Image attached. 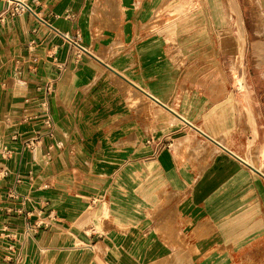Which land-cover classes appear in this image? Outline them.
<instances>
[{
  "label": "crops",
  "instance_id": "obj_1",
  "mask_svg": "<svg viewBox=\"0 0 264 264\" xmlns=\"http://www.w3.org/2000/svg\"><path fill=\"white\" fill-rule=\"evenodd\" d=\"M28 1L35 15L0 21V264H264V38L242 108L219 52L173 62L186 0ZM207 1L222 51L243 58L236 0L237 36ZM162 12L169 38L148 26ZM46 85L55 136L34 152Z\"/></svg>",
  "mask_w": 264,
  "mask_h": 264
},
{
  "label": "rangeland",
  "instance_id": "obj_2",
  "mask_svg": "<svg viewBox=\"0 0 264 264\" xmlns=\"http://www.w3.org/2000/svg\"><path fill=\"white\" fill-rule=\"evenodd\" d=\"M186 1L190 6V9H188V20L185 23L180 24L184 27L180 28V31L176 37H173L172 42H169L173 62L181 63L184 61L185 63L188 60L187 48L191 45H195V47L197 49L199 48V50L202 52L205 51V49H210V52L213 51L214 53L219 52L217 57L219 61L218 73L224 78L225 81H228L227 86L230 90L232 89L235 91L234 95L236 97L239 96V101L241 102L240 107L247 108L251 106V102L254 104L257 101L254 98L251 100L249 98V96H251L250 92L254 90V86L252 85L253 88H250V83L246 80V76H255L252 69L253 44L255 41L264 38V0H236L241 13V18L243 20V26L246 31L245 55L243 58H240L237 55L228 56L227 53L222 51V33L224 32V29H222V27L216 28L213 25L208 1ZM222 3L225 7L227 15L230 17L233 33L237 36L238 17L229 7V0H222ZM97 7L101 11L111 10L109 4L101 5L100 3H97ZM161 9H163V6ZM259 19H262L263 22L262 36H258L256 34V25ZM168 21L170 22L168 25L178 23L176 17H171L168 12H162L160 13L159 18L154 16L149 21L148 26L151 29L153 26L157 25L158 28L154 31L156 32L157 36L160 35L162 37L161 33L165 31L166 37L169 38L170 35H168V30L166 29L168 26ZM194 21H196L194 25L196 27L192 30L190 22L193 24ZM199 58L202 57L199 56ZM262 86L263 85L260 86V89L264 90V87L262 88ZM243 96L246 97L243 99ZM240 156L244 158L242 154Z\"/></svg>",
  "mask_w": 264,
  "mask_h": 264
},
{
  "label": "built area",
  "instance_id": "obj_3",
  "mask_svg": "<svg viewBox=\"0 0 264 264\" xmlns=\"http://www.w3.org/2000/svg\"><path fill=\"white\" fill-rule=\"evenodd\" d=\"M7 4L6 9L0 14V21H5L8 17L15 18L20 17L25 14H33L35 15V10L31 6L28 0H4ZM59 33V32H57ZM65 41L74 49L78 51V55L88 53V50L85 49L82 45V36L77 34L75 37H71L69 35L63 36ZM52 86L46 85L43 88V97L40 101V106L42 109V117H43V125L46 128V131L42 133L41 131L34 132V134L25 141V147L36 151L43 144V138L48 136L50 138H54L55 136V123L50 109V94H51ZM16 195H13L15 197ZM20 264L19 259H17V263Z\"/></svg>",
  "mask_w": 264,
  "mask_h": 264
}]
</instances>
